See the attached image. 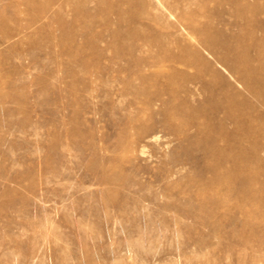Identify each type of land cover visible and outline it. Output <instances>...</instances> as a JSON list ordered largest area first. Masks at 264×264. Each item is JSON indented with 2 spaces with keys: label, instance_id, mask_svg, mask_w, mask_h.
Segmentation results:
<instances>
[{
  "label": "rangeland",
  "instance_id": "1",
  "mask_svg": "<svg viewBox=\"0 0 264 264\" xmlns=\"http://www.w3.org/2000/svg\"><path fill=\"white\" fill-rule=\"evenodd\" d=\"M263 88L264 0H0V264H264Z\"/></svg>",
  "mask_w": 264,
  "mask_h": 264
},
{
  "label": "bare ground",
  "instance_id": "2",
  "mask_svg": "<svg viewBox=\"0 0 264 264\" xmlns=\"http://www.w3.org/2000/svg\"><path fill=\"white\" fill-rule=\"evenodd\" d=\"M35 1H36V0H35ZM27 4H28V3H26V6H27ZM30 4H31V3H30ZM33 4H34V3H33ZM33 4H31V5H33ZM34 5H35V4H34ZM48 5H49V4H48ZM48 5H47V6H48ZM50 6H52V5H50ZM50 6H49V7H50ZM30 8H31V7H30ZM37 9L39 10V8H37ZM40 9H41V8H40ZM47 9H48V7H47ZM43 11H44V10H43ZM51 11H52V9H51ZM35 12H36V11H35ZM39 13H40V10H39ZM50 13H52V12H50ZM49 15H50V14H49ZM46 18H47V17H46ZM52 18H54V17H52ZM33 19H34V18H33ZM33 19H31L30 21H32ZM47 19H48V18H47ZM50 19H51V17H50ZM36 22H37V21H36ZM49 22H51V21H49ZM13 23H14V22H13ZM24 23H25V22H24ZM33 23H35V22L33 21ZM16 25H18V24H16ZM27 25H28V24H27ZM19 26H20V25H19ZM20 27H21V26H20ZM24 29H25V28H24ZM5 36H6V35H5ZM41 39H42V38H41ZM54 42H55V41H54ZM13 43H14V42H13ZM28 45H29V44H28ZM164 57H165V56H164ZM166 58H167V57H166ZM243 59H244V58H243ZM243 59H242V60H243ZM248 71H249V70H248ZM249 72H250V71H249ZM246 76H247V75H246ZM248 77H249V75H248ZM247 80H248V79H247ZM249 80H250V79H249ZM203 85H204V84H203ZM259 85H260V84H259ZM209 86H210V85H209ZM244 86H246V84H245ZM255 86H256V85H255ZM254 89H255V88H254ZM263 89H264V88H263ZM251 90H252V89H251ZM247 91H248V90H247ZM252 91H253V90H252ZM261 91H262V90H261ZM250 92H251V91H250ZM253 92H254V91H253ZM253 92H252V93H253ZM253 95H254V94H253ZM211 96H214V95H211ZM214 97H215V96H214ZM207 99H208V98H207ZM213 100L216 101L215 98H214ZM228 101H230V100H228ZM208 102H210V101L208 100ZM211 102H212V100H211ZM225 102H227L226 99H225ZM261 102H262V101H261ZM212 103H213V102H212ZM263 103H264V102H263ZM210 104H211V103H210ZM215 104H217V103H215ZM231 104H232V103H231ZM242 104H243V103H242ZM261 104H262V103H261ZM226 105L228 106V104H226ZM229 106H230V104H229ZM242 106H243V105H242ZM237 107H238V106H237ZM216 108H217V106H216ZM249 108H250V106H249ZM213 110H214V109H213ZM219 111H221V110H219ZM228 111H229V110H228ZM232 111H233V110H232ZM246 111H247V110H246ZM250 111H251V110H250ZM250 111H249V113H250ZM240 112H241V111H239V113H240ZM262 112H263V111H262ZM227 113H228V112H227ZM240 115H241V114H240ZM233 118H234V117H233ZM238 118H239V117H238ZM242 118H243V117H242ZM247 118H248V117H247ZM259 118H260V117H259ZM229 119H230V118H229ZM251 119H252V118H251ZM257 119H258V118H257ZM257 119H256V120H257ZM225 120H226V119H225ZM227 120H228V119H227ZM239 120H240V119H239ZM259 120H260V119H259ZM258 122H259V121H258ZM258 122H257V123H258ZM243 131H244V130H243ZM258 133H260V132H258ZM249 135H250V134H249ZM233 137H234V136H233ZM243 138H244V137H243ZM248 138H249V137H248ZM238 139H240V137H238ZM233 140H234V139H233ZM256 140H257V139H256ZM251 141H252V140H251ZM253 141H255V140H253ZM257 141H258V140H257ZM255 142H256V141H255ZM257 143H258V142H257ZM208 144H209V143H208ZM214 147H215V146H214ZM261 147H262V146H261ZM261 147H260V148H261ZM214 149H215V148H214ZM214 149H213V150H214ZM213 150H212V151H213ZM263 151H264V149H263ZM259 158H260V157H259ZM255 160H256V159H255ZM219 161H220V160H219ZM237 161H238V160H237ZM238 162H239V161H238ZM241 162H243V161H241ZM241 164H242V163H241ZM255 164H256V163H255ZM235 165H236V164H235ZM246 165H248V164H246ZM220 167H221V166H220ZM233 167H234V166H233ZM251 167H252V166H251ZM221 168H222V167H221ZM243 172H244V171H243ZM234 175H235V174H234ZM236 176H237V175H236ZM255 176H256V175H255ZM259 176H260V175H259ZM228 177H229V176H228ZM248 178H249V177H248ZM230 181H231V180H230ZM249 182H250V181H249ZM254 183H255V182H254ZM252 185H253V183H252ZM233 187H234V186H233ZM243 189H244V188H242V190H243ZM253 189H254V188H253ZM253 189H252V190H253ZM255 189H256V188H255ZM226 191H227V190H226ZM247 193H248V192H247ZM256 193H257V191H256ZM258 193H259V192H258ZM243 194H244V193H243ZM256 195H257V194H256ZM250 198H251V197H250ZM263 199H264V198H263ZM232 221H233V220H232ZM234 233H236V232H234ZM252 234H253V233H252ZM254 235H255V234H254ZM245 239H246V238H245ZM249 239H250V237H249ZM260 240H261V239H260ZM254 253H255V251H254ZM257 253H258V252H257ZM257 253H255V255H256Z\"/></svg>",
  "mask_w": 264,
  "mask_h": 264
}]
</instances>
